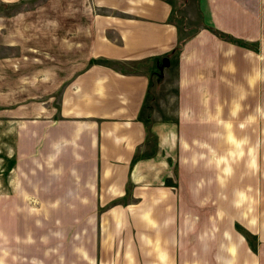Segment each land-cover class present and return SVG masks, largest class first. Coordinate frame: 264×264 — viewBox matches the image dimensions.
Wrapping results in <instances>:
<instances>
[{
  "label": "crops",
  "instance_id": "1",
  "mask_svg": "<svg viewBox=\"0 0 264 264\" xmlns=\"http://www.w3.org/2000/svg\"><path fill=\"white\" fill-rule=\"evenodd\" d=\"M170 1L85 0L78 41L44 64V91L58 92L57 105L44 102V234L57 235L58 259L68 244L72 264H96L115 242L138 253L130 264H264V181L218 175L225 107L264 104L241 71L264 51V0H198L188 14L208 21L186 36ZM18 218L16 195L0 191V264H18Z\"/></svg>",
  "mask_w": 264,
  "mask_h": 264
},
{
  "label": "rangeland",
  "instance_id": "2",
  "mask_svg": "<svg viewBox=\"0 0 264 264\" xmlns=\"http://www.w3.org/2000/svg\"><path fill=\"white\" fill-rule=\"evenodd\" d=\"M83 1L0 0V191L16 195L18 203V230L22 238L18 264H72L68 244L58 259L52 251L57 246V235L44 234V225H52V218L47 222L45 215L48 205H52L47 200L53 194V186L47 184L51 181H44V102L57 105L58 101V92L44 91V64L48 60L58 61L57 58L68 54L64 50H71L66 46L78 41L79 24L89 18ZM170 2L177 11L172 20L178 23L180 36L191 34L202 21H208V12L204 10L203 14L199 10L200 17L188 14L196 15L198 0ZM254 45L257 50L260 42ZM261 51H257L254 61L248 56L242 58L241 71L251 72L250 88L257 84L252 98L264 101ZM85 56L80 55L82 60ZM104 62L119 66L116 60ZM255 65L257 81L253 77ZM152 73L148 101L158 91L157 80L161 81L160 69ZM227 110L225 107V120L219 124V129L225 131L220 139L224 161L218 171L220 181H264V104L242 106L238 113ZM115 245L113 242L108 250L98 251L96 264H130L132 256L138 255L135 251L115 250ZM74 262L79 264L76 259Z\"/></svg>",
  "mask_w": 264,
  "mask_h": 264
},
{
  "label": "trees",
  "instance_id": "3",
  "mask_svg": "<svg viewBox=\"0 0 264 264\" xmlns=\"http://www.w3.org/2000/svg\"><path fill=\"white\" fill-rule=\"evenodd\" d=\"M174 13L177 14V11H176L175 7L172 8V11L170 12V19H172V15ZM172 22H174V20ZM174 23L176 24V26L178 28V26H179L178 23H176V22H174ZM206 27L208 29H210L212 32H214L218 36V38H220V39H224V40L236 43L238 45H242V46H245V47H252L253 49H256L254 43L248 42V41H244V40H242L240 38H237L234 35H232L231 33H228V32H225V31L219 29L214 24L207 25ZM184 38H186V37L178 38V42H177L176 46L173 48L176 52H178L179 49L181 48L182 43L184 41Z\"/></svg>",
  "mask_w": 264,
  "mask_h": 264
},
{
  "label": "water",
  "instance_id": "4",
  "mask_svg": "<svg viewBox=\"0 0 264 264\" xmlns=\"http://www.w3.org/2000/svg\"><path fill=\"white\" fill-rule=\"evenodd\" d=\"M167 62V61H166Z\"/></svg>",
  "mask_w": 264,
  "mask_h": 264
}]
</instances>
